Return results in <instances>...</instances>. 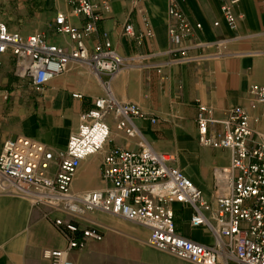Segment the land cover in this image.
Returning a JSON list of instances; mask_svg holds the SVG:
<instances>
[{
  "label": "crops",
  "instance_id": "1",
  "mask_svg": "<svg viewBox=\"0 0 264 264\" xmlns=\"http://www.w3.org/2000/svg\"><path fill=\"white\" fill-rule=\"evenodd\" d=\"M27 24L9 28L22 34L43 33L47 40L71 47L69 36L55 31L58 11L71 24L85 20L70 12L69 0H20ZM97 4V30L86 40L89 48L109 39L117 51L136 56L135 65L120 69L113 76L94 71L88 63L71 61L67 71L41 88L29 78L16 74V60L10 53L0 54V151L6 140L20 136L45 143L54 152L66 149L68 140L93 101L105 95L109 87L121 101L134 103L149 116L136 124L154 149L173 153L175 165L215 204L226 192L225 182L218 183L215 170L229 165L231 152L203 146L197 139L198 105L214 109L222 119L230 108L241 106L264 143V105L251 93L255 84L264 86V0H241L235 8L236 28H230L222 15L219 0H175L186 18L201 23L195 40L183 44L200 45L189 51L203 55L197 62L167 64L169 48L170 0H114L109 9ZM11 0H0V4ZM219 22L218 26L214 22ZM127 24L135 35L151 28L153 38L140 43L124 33ZM80 94L81 97H75ZM111 146L138 150V138L117 130L110 119ZM101 154L81 163L72 190L83 192L105 187L99 171ZM178 233L195 242L211 245L214 236L205 228L191 225L193 208L172 204ZM60 211L37 205L26 196L0 189V264H50L43 257L44 248H65L66 242L53 223L64 217ZM84 226L100 229L104 237L89 242L85 248L69 253L75 264H195L156 249L148 243L149 228L102 211L76 218ZM217 264H237L220 258Z\"/></svg>",
  "mask_w": 264,
  "mask_h": 264
},
{
  "label": "built area",
  "instance_id": "2",
  "mask_svg": "<svg viewBox=\"0 0 264 264\" xmlns=\"http://www.w3.org/2000/svg\"><path fill=\"white\" fill-rule=\"evenodd\" d=\"M112 1L101 0L99 5L109 9ZM219 1L228 26L236 28L235 8L241 0ZM69 5L73 15L85 20L77 27L64 12L56 13L55 31L69 36L73 42L69 48L49 42L43 33L25 35L0 21V54L15 57L18 76L29 78L35 87L41 88L67 71L73 60L88 63L99 75L113 76L120 69L135 65L137 57L120 54L109 39L87 47V38L97 30L95 0H69ZM168 16L170 45L164 52L170 54L167 64L192 63L203 58L189 51L200 45L198 41L192 46L183 44L185 40L196 39L195 33L202 29V24L191 23L175 0L169 1ZM124 33L137 43L154 36L151 28L136 36L131 24L125 26ZM251 93L264 105V86L253 85ZM110 119L117 130L138 138V150L110 145ZM136 119L156 122L138 105L119 100L107 87L105 95L96 98L92 107L80 115L79 126L65 150L54 152L45 143L25 136L4 141L0 151V189L65 214L52 219L66 242L65 248H44L43 257L50 264H75L69 258L70 252L103 239L100 229L84 226L76 219L88 210L146 226L152 247L191 263L217 264L223 258L237 264H264V143L257 141L259 133L245 109L230 108L218 119L213 108L198 105L199 143L231 152L229 165L215 170L218 183L225 182L227 186L215 204L207 201L203 192L175 165V154L152 147ZM97 154L102 156L99 171L105 187L74 192L72 184L81 163ZM175 202L193 208L191 225L209 230L214 236L213 244L198 243L177 232L172 209Z\"/></svg>",
  "mask_w": 264,
  "mask_h": 264
},
{
  "label": "rangeland",
  "instance_id": "3",
  "mask_svg": "<svg viewBox=\"0 0 264 264\" xmlns=\"http://www.w3.org/2000/svg\"><path fill=\"white\" fill-rule=\"evenodd\" d=\"M24 5L20 0H11V4H0V21L5 22L7 25L23 26L27 24L26 20H23ZM89 212L98 211H88L84 210L80 213V217L86 215Z\"/></svg>",
  "mask_w": 264,
  "mask_h": 264
}]
</instances>
